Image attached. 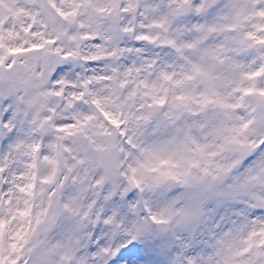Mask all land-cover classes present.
I'll return each instance as SVG.
<instances>
[{"label":"snow or ice","instance_id":"obj_1","mask_svg":"<svg viewBox=\"0 0 264 264\" xmlns=\"http://www.w3.org/2000/svg\"><path fill=\"white\" fill-rule=\"evenodd\" d=\"M0 264H264V0H0Z\"/></svg>","mask_w":264,"mask_h":264}]
</instances>
